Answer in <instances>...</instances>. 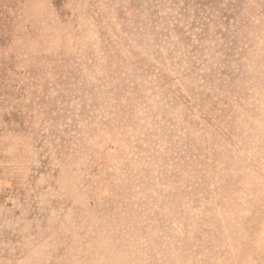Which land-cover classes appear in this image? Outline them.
<instances>
[{"label": "rangeland", "instance_id": "obj_1", "mask_svg": "<svg viewBox=\"0 0 264 264\" xmlns=\"http://www.w3.org/2000/svg\"><path fill=\"white\" fill-rule=\"evenodd\" d=\"M0 264H264V0H0Z\"/></svg>", "mask_w": 264, "mask_h": 264}]
</instances>
